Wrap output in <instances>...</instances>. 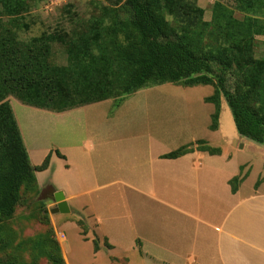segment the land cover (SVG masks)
Masks as SVG:
<instances>
[{"label":"crops","instance_id":"crops-1","mask_svg":"<svg viewBox=\"0 0 264 264\" xmlns=\"http://www.w3.org/2000/svg\"><path fill=\"white\" fill-rule=\"evenodd\" d=\"M214 91L166 82L61 111L9 97L31 165L50 155L41 191L68 204L52 218L67 264H264V144L238 132L223 96L210 128Z\"/></svg>","mask_w":264,"mask_h":264},{"label":"trees","instance_id":"trees-1","mask_svg":"<svg viewBox=\"0 0 264 264\" xmlns=\"http://www.w3.org/2000/svg\"><path fill=\"white\" fill-rule=\"evenodd\" d=\"M109 1L113 7H124L129 11L128 22L140 34L139 52L136 44L126 39L121 41L117 36L115 28L121 24L115 22L116 27L111 25L105 31L107 28L102 18L89 24L87 31L60 38L66 46L67 66H56L50 62L51 46L47 37L21 41L10 28L0 31V90L3 92L0 96L1 217L14 215L22 183H38L35 171L45 168L50 161L48 155L41 166L34 168L31 165L5 93L32 106L61 111L109 97H114V107H118L127 95L151 86L148 84L150 81L152 85L166 82L184 86L213 85L215 91L206 99L216 106L210 128H218L223 96L232 111L238 132L264 144V98L260 92L264 82L251 81L242 60L231 53L236 44L240 50L253 44L254 33L259 31L258 19L247 16L240 21L225 13L226 26L231 34L216 45L219 47L199 52L201 44L175 27L166 25L165 17L161 16L165 12L173 13L175 7L179 10L178 0H167V4L162 0ZM199 12L202 13L201 10ZM19 16L5 17L16 19ZM216 19L217 16L215 24ZM229 75H235L233 89L227 84ZM250 93H255L253 102L248 99ZM198 145L211 153L220 151L205 141H199ZM188 150L184 146L164 157L176 158ZM238 182V178L232 180L233 190H236ZM49 225L52 229V224ZM57 249L60 256L56 261L67 264L59 243Z\"/></svg>","mask_w":264,"mask_h":264},{"label":"rangeland","instance_id":"rangeland-1","mask_svg":"<svg viewBox=\"0 0 264 264\" xmlns=\"http://www.w3.org/2000/svg\"><path fill=\"white\" fill-rule=\"evenodd\" d=\"M162 1L167 4V0ZM176 3L179 10L175 7L173 13L165 12L161 16L165 17L166 25L175 27L189 39H194L192 41L196 40L201 44L199 52L219 47L216 45H220L225 36L231 34L226 26L228 22L225 13L240 21L247 16L258 19L259 31L254 33L253 44L242 50L236 44L231 53L242 60L251 81L264 82V0H178ZM15 14L20 16L16 19L5 17ZM0 16V31L10 28L21 41L47 37L50 40V62L53 65L68 64L65 45L60 40L62 36L87 31L89 24L96 23L101 18L105 21V31L111 25L116 27L115 22L121 24L115 28L119 39L136 44L138 52L141 49L140 34L128 22L129 11L124 7H113L109 0H0ZM218 67L217 65V72L220 70ZM227 79L229 88L233 89L235 75H229ZM152 83L148 82L149 85ZM260 92L264 98L263 86ZM1 95L3 92L0 90ZM8 95L5 93V100L15 97ZM254 96L255 93H250V102H253ZM223 101L227 110H230L226 99L223 98ZM223 123L227 124L226 118H223ZM54 206V195L49 190L41 191L36 182L22 183L14 215L10 218L0 215V264H60L56 261L60 256L57 245L61 240L59 233L64 230H61L60 222L58 229L52 225L53 231L49 225L56 214L52 212ZM72 243L67 238L68 252Z\"/></svg>","mask_w":264,"mask_h":264},{"label":"water","instance_id":"water-1","mask_svg":"<svg viewBox=\"0 0 264 264\" xmlns=\"http://www.w3.org/2000/svg\"><path fill=\"white\" fill-rule=\"evenodd\" d=\"M54 200L57 202L55 208L52 209L53 213H68L69 207L65 200V196L62 192H56L53 194Z\"/></svg>","mask_w":264,"mask_h":264},{"label":"built area","instance_id":"built-area-1","mask_svg":"<svg viewBox=\"0 0 264 264\" xmlns=\"http://www.w3.org/2000/svg\"><path fill=\"white\" fill-rule=\"evenodd\" d=\"M59 237H60V239L62 240V239H64V238H65V235H64V234H61V233H59Z\"/></svg>","mask_w":264,"mask_h":264}]
</instances>
